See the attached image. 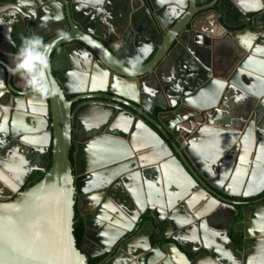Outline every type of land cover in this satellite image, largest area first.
Listing matches in <instances>:
<instances>
[{
	"label": "water",
	"instance_id": "water-1",
	"mask_svg": "<svg viewBox=\"0 0 264 264\" xmlns=\"http://www.w3.org/2000/svg\"><path fill=\"white\" fill-rule=\"evenodd\" d=\"M30 1L8 0L0 6L9 8L0 15V45L6 44L0 46V186L11 189L10 198L0 200V264H88L102 255L95 264H200L201 254L211 263L224 264L203 244L200 225L223 217L217 205L233 207L207 186L247 197L263 189L264 173L254 162L248 179L231 169L249 163L240 159L246 154L254 152L253 161L258 159L260 144L251 124L244 127L239 115L233 123L217 122L220 109L211 102L217 95L234 97L241 111L255 98L264 101V0H229L245 18L239 23L247 25L242 40L239 32L226 28L231 24L224 0H129V14L108 23L106 31L95 20L80 21L72 0L65 4V15L76 25L74 30L47 39L37 26L55 22L54 2L38 0L45 9L35 13ZM84 2L96 5L98 0ZM228 36L234 37L230 53L221 55L220 72L211 73L200 53L227 46ZM29 37L40 39L45 61L34 60L24 76L10 72ZM134 38L151 46L138 47ZM71 41L97 65L90 80H82L87 71L76 64L79 59L71 62L67 56ZM58 46L69 66L55 74L50 58ZM166 65V88L171 91L166 97L174 102L159 106L178 108L153 117L136 87ZM87 82L93 86L75 88ZM81 98L119 104L89 101L72 112V102ZM181 108L193 112L178 118ZM202 109L217 113L204 119L197 113ZM202 147L208 152L199 153ZM49 153L51 164L44 175L20 189L32 171L45 170ZM75 211L83 223L78 245ZM144 214L149 220L142 223ZM235 231L243 233L237 248L241 264H252L253 254L262 250L264 233ZM135 249L138 255H132Z\"/></svg>",
	"mask_w": 264,
	"mask_h": 264
},
{
	"label": "flooded vegetation",
	"instance_id": "flooded-vegetation-1",
	"mask_svg": "<svg viewBox=\"0 0 264 264\" xmlns=\"http://www.w3.org/2000/svg\"><path fill=\"white\" fill-rule=\"evenodd\" d=\"M85 0H74V6H76V16L80 21H93L99 22V26L102 29V31H106L108 23L115 22L120 16H127L128 13V5L129 0H98L96 5H87L84 2ZM95 1V0H93ZM8 0H0V6L4 5ZM54 6H55V22H46V23H40L39 26L41 29L40 34L47 36L45 39L56 36L62 33L64 29L68 30H74L72 28V24H74L73 21L71 23H68L66 20L65 15V4L72 3V0H53ZM66 2V3H65ZM29 7L37 13L38 11H43L45 9V5H42L39 3L38 0H32L30 1V4H28ZM87 5V6H86ZM222 7H225L227 18L229 19L230 26H226L228 31L232 32H239L238 36H241V40L243 39L244 35L241 30H243L247 25L246 24H239L243 21L245 23V18L242 17L240 14L234 11V8L232 7V4L229 0L222 1ZM9 8H3L0 7V15H2L5 11H7ZM23 21V20H22ZM24 23H26L24 21ZM239 24V25H238ZM24 26V24H23ZM74 26H76L74 24ZM241 31V32H240ZM260 33H264V27H260ZM75 33V31H73ZM246 34V33H245ZM108 38L110 40L116 39V37L113 34H108ZM156 34H153L152 36L155 37ZM14 38V37H13ZM231 38V41H230ZM234 37H227L226 42L227 46H221L214 49V52H201L200 57L205 65H208L210 67L211 73H219L220 69L218 68V62L221 58V55L230 53L231 43H233ZM15 39V38H14ZM150 39V38H149ZM16 40V39H15ZM129 38H126L125 45L128 44ZM135 42V45L142 46L144 49L147 47L149 48L151 44L149 45L148 41H144L141 39L134 38L133 40ZM104 44H106L103 41ZM2 48L6 47V44L0 45ZM67 56L71 59V62L75 61V58L79 59V62L76 61V64L81 67V70H86V74L82 76V80H90L91 79V71L95 69V64H93V59L88 56L86 51L75 41H71L67 44ZM180 55V53H178ZM80 57V58H79ZM51 64L52 67L55 68V74L57 73L58 69L65 68L69 66V61L67 60V57L64 53V51L60 48V46L56 47L55 50L51 54ZM95 65V66H94ZM95 74V73H94ZM170 77L169 74V65L161 70L158 71L157 76H150L147 74L143 81L141 82L140 88L137 86V97L141 99V101L150 109H152V115L153 117H156L159 113H168L172 111H177L178 105L174 108H167V109H161L159 104L168 105L171 102H174L173 97H166L167 94H169L171 91L167 89V81ZM89 85L93 86L92 83H85V84H77L75 88L79 89H88ZM139 85V83H137ZM99 86H102V84H99ZM139 92V93H138ZM95 94H104L106 93H100V92H94ZM83 94H89V92H84ZM76 94H69L67 95L68 98L75 97ZM130 95V94H129ZM229 95V94H228ZM110 96V95H107ZM255 102L249 101L248 104H246L243 108L239 109L236 107L234 102L236 101L235 98H226V97H220L217 95L214 100H212L211 105L215 104L216 108H219V116H217L218 119L217 122L220 123H230L234 122L235 116L239 115L242 119L239 118V121L244 122V127L246 125H250L252 127L253 131V138L254 141L257 140L258 144H260L259 149L260 151L255 154L258 159H255L253 161L254 152L251 154H246L243 157L241 156L240 159L247 160L249 159V163L242 164L241 169H234L232 166V170H238L241 173H245V179H248L254 174V163H257L259 165L260 172L262 171L264 173V101H261L260 98H255ZM89 101H98L101 103L106 104H119L114 101H109L108 99L103 98H81L78 100H74L71 104V110L74 112L76 108L85 102ZM210 109V108H209ZM209 109H202L198 110L197 113L201 114V117L208 118L215 116L217 113L216 111H213L211 113ZM202 111H207L206 113H202ZM192 113V109L190 108H181V110H178V118H184L187 116V113ZM163 117H167L168 115L162 114ZM247 131V129H246ZM248 135V133H245V136ZM74 146V143H73ZM74 149V148H73ZM203 150V151H202ZM21 152V151H20ZM202 154V152L207 153V148L202 147L201 151H198ZM19 155V154H18ZM72 155V154H71ZM20 156V155H19ZM19 156H13L15 159H19ZM204 163H207L205 159L203 158ZM254 162V163H253ZM16 164H18L16 162ZM11 165V164H10ZM36 171H32L28 183L21 186L20 189H23L26 185H29L30 178L32 174ZM3 178V175L0 174V179ZM210 192H213L216 195L222 196L224 199L231 202L232 207L230 208L227 206H220L217 205V208L215 207L216 211L220 212L222 214V218L215 219L209 218L206 220L205 225H200L201 228H203V235L206 237V239L203 240V244L213 251V253L222 261L224 264H241V257L237 250L242 244V232H236L235 228H242L247 231H253L257 230L259 233H264V187L263 189L258 192L255 195L247 196V197H238L233 195H226L222 193L221 191H218L214 188H210L207 186ZM228 191H237L240 193H245L249 191L250 189H234L232 187H225ZM11 189L4 186H0V200L2 199H9L10 198ZM164 195V194H163ZM77 212V211H75ZM78 213V212H77ZM79 214V213H78ZM244 214H246V220H244ZM162 217H164V212H161ZM80 217V216H79ZM81 218V217H80ZM142 223L149 220V217H146V215H142ZM247 221V222H245ZM162 225L157 226L154 224V227L160 228ZM221 228L222 230H216V228ZM149 229V228H148ZM150 230V229H149ZM219 231H225L227 233L228 237H224L221 232ZM135 234V233H134ZM164 235L168 236L167 233H163ZM82 238V237H81ZM81 240V239H80ZM145 240V239H144ZM137 241V240H136ZM171 240L162 241V243L170 242ZM212 241V242H211ZM139 242H143V239ZM80 243V242H79ZM159 245L158 242H150V246ZM131 248V247H130ZM202 251L201 249L198 251V253ZM138 255L139 251L134 250L132 251V255ZM104 255H102L103 257ZM200 264H216L215 262L212 263L207 260L204 255H200ZM102 257L90 259L93 260L92 264L97 263ZM194 257V256H190ZM254 257V258H253ZM253 259H251L252 264H264V243L262 250L259 252H256L252 256ZM88 260V261H90ZM183 263V261H182Z\"/></svg>",
	"mask_w": 264,
	"mask_h": 264
},
{
	"label": "clouds",
	"instance_id": "clouds-1",
	"mask_svg": "<svg viewBox=\"0 0 264 264\" xmlns=\"http://www.w3.org/2000/svg\"><path fill=\"white\" fill-rule=\"evenodd\" d=\"M40 39L38 37L25 38L21 48L14 57L15 67L9 69L10 72L20 73L22 76L26 75L23 71L31 68L34 60H39L41 63L45 61L39 52Z\"/></svg>",
	"mask_w": 264,
	"mask_h": 264
},
{
	"label": "trees",
	"instance_id": "trees-1",
	"mask_svg": "<svg viewBox=\"0 0 264 264\" xmlns=\"http://www.w3.org/2000/svg\"><path fill=\"white\" fill-rule=\"evenodd\" d=\"M70 157L72 159L71 154H70ZM50 164H51V155L49 153L47 161H46V165H45V170L34 172L30 178L29 183L32 184V183L36 182L37 180H39L44 175L46 170H48V168L50 167ZM73 220H74V222H73V233L76 237V241H77V245H78L80 242V239L83 235V223H82V219L79 217V214L77 212H75ZM87 263L92 264L93 260H90Z\"/></svg>",
	"mask_w": 264,
	"mask_h": 264
}]
</instances>
